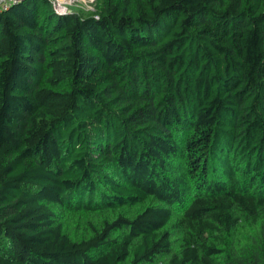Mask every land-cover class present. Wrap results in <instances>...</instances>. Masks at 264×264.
<instances>
[{
    "label": "trees",
    "instance_id": "1",
    "mask_svg": "<svg viewBox=\"0 0 264 264\" xmlns=\"http://www.w3.org/2000/svg\"><path fill=\"white\" fill-rule=\"evenodd\" d=\"M0 264H264V0L0 12Z\"/></svg>",
    "mask_w": 264,
    "mask_h": 264
},
{
    "label": "rangeland",
    "instance_id": "2",
    "mask_svg": "<svg viewBox=\"0 0 264 264\" xmlns=\"http://www.w3.org/2000/svg\"><path fill=\"white\" fill-rule=\"evenodd\" d=\"M96 2L97 0H72L67 5L66 11L69 12H79L84 16L89 15L92 12H95L96 10ZM69 219H67V222ZM73 230L75 231L76 224L72 223ZM72 230V226H71Z\"/></svg>",
    "mask_w": 264,
    "mask_h": 264
},
{
    "label": "built area",
    "instance_id": "3",
    "mask_svg": "<svg viewBox=\"0 0 264 264\" xmlns=\"http://www.w3.org/2000/svg\"><path fill=\"white\" fill-rule=\"evenodd\" d=\"M19 0H0V12L8 9L12 4L18 2ZM72 0H51L53 9L58 14H66L69 11H66L67 5Z\"/></svg>",
    "mask_w": 264,
    "mask_h": 264
}]
</instances>
